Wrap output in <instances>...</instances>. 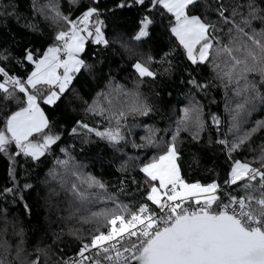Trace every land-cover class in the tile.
<instances>
[{
  "label": "trees",
  "instance_id": "16d2710c",
  "mask_svg": "<svg viewBox=\"0 0 264 264\" xmlns=\"http://www.w3.org/2000/svg\"><path fill=\"white\" fill-rule=\"evenodd\" d=\"M250 5L258 17H264V0H197L189 14L215 25L211 35L227 44L230 37L239 36L235 26L250 34L264 30V20L259 18L251 19L250 25L244 23L250 19ZM90 7L99 13L90 23L103 21L107 43L85 41L78 58L87 67L72 74L71 83L55 103H44L49 86L28 88L37 95L48 121V127L30 140L43 143L45 135L58 139L38 159L21 153L14 142L6 152H0L2 264H66L84 243H91L98 230L108 231L104 219L93 218L91 213L115 210L117 205L129 210L141 204L152 207L146 197L155 182L140 168L164 154L173 136L180 175L189 184L216 182L220 187L227 182L235 161L255 168L264 161V126H257L258 121L264 122V102L257 99L237 113L236 105L243 103L244 97L235 94V84L220 79L218 73L227 70L224 58L216 60L218 70L213 67L214 57L203 64L188 60L170 30L174 17L160 5L153 7L152 0L143 4L134 0H0V56L4 57L0 67L26 82L33 70L26 54L31 52L37 60L50 47L62 48L56 36L69 25L63 17L72 20ZM145 17L151 20L149 34L137 40L135 34ZM92 25L87 28L93 33ZM137 62L155 77L141 78L134 69ZM250 79L264 94L260 77ZM4 80L0 75V82ZM193 80L196 84L190 83ZM8 88L13 98L0 91V130H6L9 115L26 105L24 93L12 85ZM137 98L149 107L147 115L128 112ZM94 104L105 110L102 115L88 110ZM120 110L127 114L118 122L113 113ZM197 115L202 127L197 126ZM117 130L123 139L116 143L96 134ZM245 133L251 135L231 151L232 144ZM146 138H151L152 144ZM77 177H94L105 188L87 189L89 202L82 203L72 192L73 184L86 188ZM247 183L233 184L226 194L258 197L259 177L251 182L252 188L246 189Z\"/></svg>",
  "mask_w": 264,
  "mask_h": 264
},
{
  "label": "snow or ice",
  "instance_id": "6c2138e0",
  "mask_svg": "<svg viewBox=\"0 0 264 264\" xmlns=\"http://www.w3.org/2000/svg\"><path fill=\"white\" fill-rule=\"evenodd\" d=\"M134 2L143 4L144 0ZM195 3L197 0H152L153 7L160 5L174 17L175 23L170 30L185 49L188 60L193 64H203L208 62L210 57H214L213 67L218 70L220 63L216 60L224 58L222 62L227 70L218 73L220 79H226L228 85L235 84V94L244 97V102L236 105L237 113L245 109L246 104L257 99L264 102V94L259 91L257 82L250 79L251 76L258 75L259 83L264 84V30H253L250 34L244 28L235 26L239 36L230 37L229 42L225 44L220 38L211 35L216 31L215 25L189 14L190 6ZM123 6L122 4L121 7ZM250 8V19L244 21L246 25H250L251 19L264 20V17L257 16L254 7L250 5ZM223 13L224 10L221 9V17ZM56 15H61L58 9ZM94 15H99L94 7L83 13V19L79 23L84 25L85 30ZM63 19L71 28L69 31H60L56 36L57 41L63 42L62 48H48L43 58L38 61H34L31 52L26 54L25 58L35 63V71L30 74L26 84L0 67V75L5 77L4 82H0V91L6 94V98H13L9 92V84L26 96V106L9 115L5 122L6 130H0V152H6L7 146L14 142L21 153L38 159L58 139L45 135L43 143L30 140L33 134L42 133L48 127V121L37 103V95L29 93L28 87L36 89L37 85L49 86V94L44 103L53 104L71 83L72 74L87 67L84 61L78 58V54L84 50V37L79 34L77 22L69 20L68 17ZM224 19L227 22V17ZM150 23L151 20L145 17L136 36L137 40L148 36L147 28ZM102 24L103 21H96L94 43H107ZM89 35L93 33L89 32ZM61 52L64 53L63 58L60 56ZM3 58L0 56V59ZM134 68L141 78L155 77V73L140 62H137ZM59 69H63L62 75L58 73ZM190 83L196 84L194 80ZM53 86L59 88V93L51 91ZM88 110L98 115L105 111L98 104L89 106ZM149 111V107L139 103L138 98L128 107L130 113L147 115ZM126 114L124 110H120L113 113V118L119 122ZM187 118L188 112L185 110V119ZM213 121L219 123L216 117H213ZM196 123L198 127H202L199 115L196 117ZM257 126H264V122L258 121ZM251 131L255 132L256 129ZM96 134L113 143L123 139L118 130ZM250 135L251 133H245L239 137L238 141L232 144L231 151L243 145ZM146 139L152 144L151 138ZM175 140L176 137L173 136V143L169 144L167 151L141 168L149 181L159 182L158 186H151L146 199L156 205L164 215L158 216L148 204H141L136 210L117 205L115 210L104 209L91 213L93 218L104 219L109 226L108 231L105 233L98 230V234L92 236L90 244L84 243L79 252L82 260L74 264H83L84 260H89L84 253L90 249L97 250L96 258L91 260V264H264V171L252 167L249 163L235 161L229 182L236 184L247 179L249 183L244 187L249 189L253 187L251 182L259 177V188L256 190L260 195L230 197L228 204H219L218 197L214 194L219 187L216 182L208 185H201L199 182L189 184L181 177L176 162L178 152ZM77 178L86 188L73 184L72 192L82 203L89 202L91 194L87 189L105 188V185L94 177ZM163 197H166V200ZM190 203H194L196 207L190 208ZM214 205L218 206V211L214 210ZM125 240L127 244L124 243ZM31 264H38V261H32Z\"/></svg>",
  "mask_w": 264,
  "mask_h": 264
},
{
  "label": "built area",
  "instance_id": "2783aa9c",
  "mask_svg": "<svg viewBox=\"0 0 264 264\" xmlns=\"http://www.w3.org/2000/svg\"><path fill=\"white\" fill-rule=\"evenodd\" d=\"M82 19H83V14H79V16H76L71 21H76L77 22V28L80 29V27L83 24H80L79 21L82 20ZM70 28H71V25L69 24L66 31H69ZM60 56H61V58H63L64 57V53L61 52L60 53ZM8 86L11 87V84H9ZM232 167H233V165H232ZM258 169H261L262 171H264V168H262V166L258 167ZM231 170H232V168L229 171L230 173H231ZM246 180L247 179L242 180V181H238L236 184L242 183V182H244ZM229 181H230V174H229V176L227 178V182L228 183H225L224 185H221L217 189V191L214 193L218 197V203L219 204H228L229 203V200H230V197H232V196H228L226 194V191H228L232 187V185H233ZM233 197H236V196H233ZM163 199L166 200V198H163ZM201 199H203V197H201ZM188 206L190 208H195L196 207V205L194 203H190ZM213 207H214V210H217V211L219 210V208H218L217 205H214ZM150 209L153 210V211H155L158 216L164 215V213H162L160 211V209L157 208L156 205H153L152 207H150ZM105 233H107V232H105ZM132 239L135 240V238H132ZM124 243L127 244L128 243L127 240H125ZM118 247H119V245H118ZM96 251H97L96 249H90L89 251H86L84 253V255L87 256V257H89L90 259L89 260H84L83 261V264H91V260L96 258L95 257ZM79 252H80V250L79 251L77 250L74 255H72L71 257H69L70 259H69V261L66 264H74V262L81 261L82 260V257L79 255Z\"/></svg>",
  "mask_w": 264,
  "mask_h": 264
},
{
  "label": "rangeland",
  "instance_id": "374dc122",
  "mask_svg": "<svg viewBox=\"0 0 264 264\" xmlns=\"http://www.w3.org/2000/svg\"><path fill=\"white\" fill-rule=\"evenodd\" d=\"M174 23H175V19H174V22H173V24H172V26L174 25ZM88 25H92V23H90L89 22V24ZM143 25H142V22H141V25H140V28L139 29H141V27H142ZM171 26V27H172ZM92 29H93V36H91L90 37V40H91V42L92 43H94L93 41H94V39H95V35H94V33H95V24L93 23V25H92ZM79 30V34H81V36H83L84 37V40L86 41V38H85V34H86V32H87V30H85V28L83 27V28H80V29H78ZM140 31V30H139ZM91 32V31H90ZM139 33V32H138ZM138 33L137 34H135V37L138 35ZM173 35V34H172ZM143 38V37H142ZM176 38V37H175ZM177 39V38H176ZM178 41V40H177ZM62 45H63V42H62ZM181 47L183 48V46L181 45ZM183 50H184V52H185V49L183 48ZM185 54H186V52H185ZM135 65V64H134ZM135 69V68H134ZM61 72L63 73V69H61ZM62 75V74H61ZM138 75H139V73H138ZM140 76V75H139ZM51 91H56L57 93H59V88L58 87H55V89H53V90H51ZM30 93V92H29ZM49 94V93H48ZM47 94V95H48ZM47 95H45V97L47 96ZM45 97H44V99H45ZM25 100H26V96H25ZM47 105H50V104H47ZM26 106V105H25ZM24 106V107H25ZM18 111V110H17ZM45 117V116H44ZM167 151V150H166ZM165 151V152H166ZM234 165V164H233ZM142 168V167H141ZM141 168H140V170H141ZM143 173V172H142ZM144 175H145V173H143ZM193 183H196V182H192V184ZM155 185L156 186H158L159 185V182L158 181H155ZM208 185V184H207ZM163 191V190H162ZM163 198H166V197H163Z\"/></svg>",
  "mask_w": 264,
  "mask_h": 264
},
{
  "label": "crops",
  "instance_id": "0c3cea01",
  "mask_svg": "<svg viewBox=\"0 0 264 264\" xmlns=\"http://www.w3.org/2000/svg\"><path fill=\"white\" fill-rule=\"evenodd\" d=\"M84 27V25H82L80 28H83ZM85 28V27H84ZM87 30H88V28H87ZM81 35V34H80ZM84 45H85V40H84ZM44 54H45V52H43V54H41V57H39L37 60H34V61H38V60H40L41 58H43V56H44ZM79 55V54H78ZM33 64H32V66H33V70H32V72L33 71H35V63L34 62H32ZM31 72V73H32ZM58 73L59 74H62V72H61V69H59L58 70ZM26 82H27V80H26ZM26 82H25V84H26ZM45 86H47V85H45ZM54 87V86H53ZM29 88V87H28Z\"/></svg>",
  "mask_w": 264,
  "mask_h": 264
},
{
  "label": "water",
  "instance_id": "95a60500",
  "mask_svg": "<svg viewBox=\"0 0 264 264\" xmlns=\"http://www.w3.org/2000/svg\"><path fill=\"white\" fill-rule=\"evenodd\" d=\"M89 32H90V31H89V30H87V32H86V34H85V35H86V36H85L86 40H89V39H90V37L92 36V35H91V36L89 35Z\"/></svg>",
  "mask_w": 264,
  "mask_h": 264
}]
</instances>
